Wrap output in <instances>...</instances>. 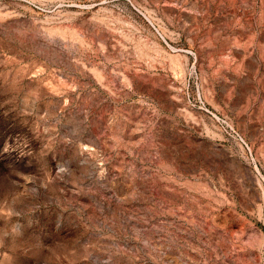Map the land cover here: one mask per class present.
<instances>
[{
  "label": "rangeland",
  "instance_id": "rangeland-1",
  "mask_svg": "<svg viewBox=\"0 0 264 264\" xmlns=\"http://www.w3.org/2000/svg\"><path fill=\"white\" fill-rule=\"evenodd\" d=\"M0 264H264V0H0Z\"/></svg>",
  "mask_w": 264,
  "mask_h": 264
}]
</instances>
